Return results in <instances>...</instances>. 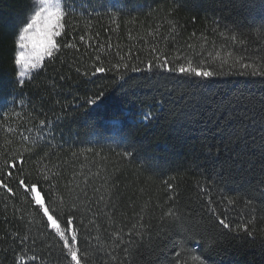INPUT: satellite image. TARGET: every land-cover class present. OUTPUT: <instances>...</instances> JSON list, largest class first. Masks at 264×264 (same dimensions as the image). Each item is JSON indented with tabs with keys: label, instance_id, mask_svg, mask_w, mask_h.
Returning <instances> with one entry per match:
<instances>
[{
	"label": "trees",
	"instance_id": "obj_1",
	"mask_svg": "<svg viewBox=\"0 0 264 264\" xmlns=\"http://www.w3.org/2000/svg\"><path fill=\"white\" fill-rule=\"evenodd\" d=\"M32 2L0 0V37L5 39L3 46L11 43L12 34ZM74 7L75 18H69V33L65 39L75 43L78 51L66 49L54 64H50L35 79L25 78L26 83L22 88L11 83L15 77L7 58L0 63V108L4 110L0 111V151H3L7 140H18L20 129L28 134L27 130L31 128V134L35 136L41 119L48 118L54 122L55 127H49L55 139L50 147L44 148L52 156L40 164L39 170L46 166L50 175L66 177L60 181L62 188L71 180L72 186L80 194L81 198L76 201L75 218L81 236L80 247L87 250L88 264H121L123 253L115 248L113 234L121 228L127 232L140 216H144L145 221L151 216H159L158 205H163L167 196L172 194L168 192L165 181L178 185L175 191L179 193L177 204L181 210L196 209L207 216L208 197L219 201L224 195L236 201L232 208L226 202L220 204V210H226L232 220L251 218V207L257 209V217L264 218V211H261L264 209V185L259 183L264 176L258 160L243 181L213 182L215 178L205 160L208 147L215 143L208 131L211 126L205 124L207 117L202 108L191 107L194 96L201 93L216 96L243 94L258 100L264 96V78L223 75L209 81L206 86H197L183 83L167 73H129L135 79L123 88H114L112 72L98 73L95 77L90 75L94 66L103 64L109 67L121 56L125 58L123 62L127 63L130 55L139 54L146 64L152 46H156L161 53H167L170 59L177 55L172 47L175 33L170 31L169 20L179 26L176 29L180 33L176 37L177 47H182L189 58L192 50L187 45L191 44L199 51L204 44L201 37L205 35L209 43L204 46L211 54L209 63L213 68L219 69L222 61L231 65L243 53L233 52L229 55L234 46L225 47V42L219 36H215L213 46V30L219 28L223 31V24H230L233 20L243 25L253 19L259 22L264 18L260 0H184L183 6L177 7L173 16L167 13L170 7H176L175 0H76ZM157 27L159 33L150 34L155 33ZM242 31L246 39L243 47L247 48L250 56L248 62L255 61L259 66L264 63L260 59L264 56V40L247 27ZM193 33L196 35L192 36ZM97 54L99 60L96 59ZM132 63H139V60H132ZM227 65L225 72L228 71ZM77 67H80V73L76 71ZM85 70L89 76L81 75ZM60 75L67 77V80H60ZM53 81L57 83L53 85ZM101 86L106 91L102 103L99 106L85 104L84 98L99 92ZM39 96L51 102L45 103L43 110L37 108V115L32 111V105L38 102ZM21 97L25 102L23 109L19 107ZM13 100H16L15 105ZM56 100L60 101L59 104L55 103ZM150 110L157 114V119L144 121L141 114ZM195 111L200 112L201 119L185 118L186 112ZM4 112L8 113L7 117ZM17 112L21 115L17 116ZM57 116L61 119L57 120ZM116 117L134 126L133 134L154 158L157 166L155 174L142 168L138 170L139 161L133 165H119L116 152L120 149L111 140L89 143L90 126L107 137L110 135L109 125ZM8 126L17 129V133L7 132ZM109 144L115 151L108 150ZM89 148L92 151H88ZM212 151L216 149L212 148ZM37 159L34 157L25 165L26 169L32 171L33 179L37 172ZM115 168L122 169V172L114 174ZM106 175L113 177L115 187L104 182ZM201 187H210L211 191L201 192ZM85 192L89 198L87 200L83 198ZM247 200H252L253 204L249 206ZM5 202L8 204L7 210ZM12 207V201L0 191V236L17 226ZM16 207L24 211L27 220L33 219L31 208L22 206L19 201ZM35 219L39 221V217ZM157 222L152 220L153 224ZM260 229H264V223L257 225L255 237H247L243 232L230 236L214 252L206 253L209 264H264V248L261 247L264 231ZM49 243L54 244L55 241L49 238ZM6 247L12 248L13 245L0 241V261L11 264V254L7 260L3 257ZM163 251L169 256L172 252L170 248ZM36 252L42 254L44 264H67L59 248H53L49 253L46 248L38 246ZM109 252L112 256L108 255ZM157 252H161V249L158 248ZM27 254L31 256L32 252ZM147 258L145 254L138 255L137 264H143ZM152 258L159 260L160 256L154 254ZM188 262L197 264L191 257H188ZM25 264L31 262L25 261Z\"/></svg>",
	"mask_w": 264,
	"mask_h": 264
},
{
	"label": "snow or ice",
	"instance_id": "obj_2",
	"mask_svg": "<svg viewBox=\"0 0 264 264\" xmlns=\"http://www.w3.org/2000/svg\"><path fill=\"white\" fill-rule=\"evenodd\" d=\"M75 3L76 0H33L7 47L3 46L5 39L0 37V63L4 62L6 57L11 64L15 77L11 81L12 84L22 88L26 83L25 78L35 79L50 64H54L66 49L79 50L75 43L65 39L69 33V18H75L73 15ZM175 4L176 7L169 8L168 16L175 15L176 8L183 6L184 0H175ZM260 7L264 9V0H260ZM169 25L170 31L175 33L172 47L177 53L171 59L167 53H161L156 46H152L146 64L140 59L139 54L130 55L127 63L123 62L125 58L121 56L109 67L103 64L94 66L90 75L95 77L98 73L112 72L114 88H123L130 80L135 79L129 73L161 75L167 73L176 76L183 83L197 86H206L209 81L223 75L237 74L242 77L264 78V63L257 66L255 61L248 62L250 56L247 48L243 47L246 39L242 31L247 27L264 40V18L259 22L253 19L247 25L233 20L230 24H223V31L219 28L213 30V46L215 36H219L225 42V47L234 46L229 55L233 52L243 53L231 65H227V61H222L219 69L213 68L209 63L211 54L204 46L209 43L207 36L202 35L204 44L199 51H196L193 45H187V48L192 50L189 58V54L182 47H177L176 37L180 33L176 32V29L179 26L171 20ZM158 33L159 27L155 33L150 32L152 35ZM83 39L82 36V43ZM96 59H100L99 54ZM260 59L264 60V56ZM132 60H139V63H132ZM226 65L227 72L224 71ZM76 71L80 73V67H77ZM81 75L89 76V72L85 70ZM59 79L64 81L67 77L60 75ZM87 82L90 81L84 83ZM55 83L57 81H53V85ZM41 87L48 86L41 85ZM13 93L15 94V89ZM189 95L193 94L189 93ZM105 96L106 91L101 86L99 92L85 97L84 103L89 106H99ZM50 102L39 96L38 102L32 105V111L39 115L37 108L43 110L45 103ZM59 102V100L55 101L56 104ZM13 104H16V100H13ZM196 106L203 109L207 117L205 124L211 126L208 131L215 140V143L208 147L205 156L212 177L215 178L213 182L243 181L251 173L257 160L264 176V96L257 100L255 97L243 94L216 96L201 93L194 96L191 107ZM19 107L21 109L25 107L22 97L19 100ZM0 111L4 110L0 108ZM16 115L20 116L21 113L17 112ZM141 115L144 121L157 119V114L151 110ZM184 115L189 120L202 118L199 111L186 112ZM4 116L7 117L8 113L4 112ZM56 119L61 118L57 116ZM50 125L55 127L51 119H41L35 136L31 134L33 131L31 128L27 130L28 134L24 129H20L18 140H7L3 151H0V191L12 201L13 216L17 224L11 232H5L0 236V241L10 242L13 245L12 248L6 247L3 250L4 260H7L11 254V264H25V261H30L31 264H44L42 254L36 252L38 246L46 248L49 253L53 248H59L61 257L67 264H88L87 250L80 247L81 236L75 218L76 201L81 198L80 194L72 186L71 180L62 188L60 181L67 179L66 177L58 174L50 175L46 166L43 170H39L40 164L52 156L51 152L44 150L45 146L50 147L51 141L55 139ZM133 127L127 125L123 118L116 117L108 128L110 135L105 137L90 126L89 143H100L104 139L111 140L112 144L120 149L116 152L119 165H133L139 161L138 170L142 168L145 172L155 174L157 166L154 158L148 153L142 141L133 134ZM6 131L17 133V129L11 126H8ZM112 144L107 145L109 151H115ZM212 148L216 151L213 152ZM88 151L92 149L89 148ZM34 157L38 158L35 161L37 168L35 179L32 178V171L25 167ZM116 172H122V169L115 168L114 174ZM104 182L110 183L112 187L116 186L112 176L106 175ZM259 183L264 185V178ZM165 184L168 192L172 194L167 196L163 205H158L160 208L158 217L151 216L145 221V217L140 216L127 232L121 228L113 234L115 248L123 253L121 264H137L136 257L141 254L148 257L144 259L143 264H189L188 257L197 264H209L206 253L214 252L235 233L243 232L247 237H255L257 225L264 223V218L257 217L255 207H251V218L232 220L226 214V210H220V204L226 202V205L232 208L236 201L224 195L219 201H213L212 197H208L207 216L196 209L181 210L177 204L179 193L175 191L178 185L169 181H165ZM200 191H211V188L201 187ZM83 198L89 199L86 192ZM17 201L22 206L31 208L30 214L33 219H26L24 211L16 207ZM246 203L251 206L253 201L247 200ZM7 207L8 204L5 202V210ZM17 213H19L18 217ZM36 217H39L38 222ZM153 219L158 222L153 224ZM260 230L264 231V229ZM49 238L55 243H49ZM261 247L264 248V240L261 241ZM158 248L161 252H157ZM164 248L172 250L170 256L163 251ZM99 251L103 250L99 249ZM28 252H32V255L28 256ZM193 253L198 254L193 255ZM154 254L160 256V259H153ZM108 255L112 256V253L109 252ZM0 264L3 262L0 261Z\"/></svg>",
	"mask_w": 264,
	"mask_h": 264
}]
</instances>
